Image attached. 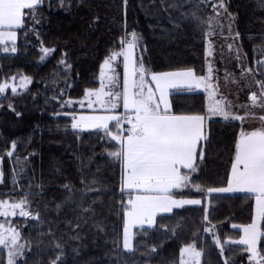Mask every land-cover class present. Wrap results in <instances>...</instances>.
<instances>
[{
	"label": "trees",
	"instance_id": "obj_1",
	"mask_svg": "<svg viewBox=\"0 0 264 264\" xmlns=\"http://www.w3.org/2000/svg\"><path fill=\"white\" fill-rule=\"evenodd\" d=\"M207 1L40 0L26 11L15 50H0V84L31 78L22 91L0 93V200L24 199L37 215L17 221L28 251L16 264H178L182 247L191 243L202 252L201 264H249L245 245H227L222 255L204 231L207 218L220 239L238 238L242 232L233 225L253 220L254 195L205 192L228 182L244 125L240 119L207 118L194 170H185L187 184L172 192L203 204L176 207L151 227H135L133 249L127 251L122 235L128 195L120 189V159L110 155L119 146L110 144L108 131L73 129L70 114L79 110L67 106L68 99L99 86L101 64L122 49L130 33L139 38L146 72L192 69L204 75ZM226 4L248 67L264 81V0ZM38 44L55 51L40 61ZM169 100L175 114H207L204 92L172 91ZM260 229L264 260V216Z\"/></svg>",
	"mask_w": 264,
	"mask_h": 264
},
{
	"label": "snow or ice",
	"instance_id": "obj_2",
	"mask_svg": "<svg viewBox=\"0 0 264 264\" xmlns=\"http://www.w3.org/2000/svg\"><path fill=\"white\" fill-rule=\"evenodd\" d=\"M39 3L40 0H0V28L11 29L22 26L25 11L34 9ZM216 7L217 5H213V11ZM219 7H223V4L221 3ZM8 35L11 36L12 33L9 32ZM133 38H135V34H133ZM135 47V42L127 46L128 49H135ZM53 51L55 50L44 48V56L41 57V60ZM119 55H122L125 61L123 105L126 111L134 112V116L128 117L130 127L127 136L120 138L118 141L122 146L121 151L111 155L123 158L126 188L141 190L146 193H166L172 188L180 187L187 181V176L181 174V166L184 169L194 170L193 159L197 151V141L202 137L203 120L200 115L168 114L167 101L164 99L166 90L169 87H175L174 81L177 80L185 82L189 87L193 85L199 87L206 78H197L191 69L171 73H152L151 78L155 83V90L149 87L145 93L146 69L141 64L139 68L133 66L131 73H129L131 52L122 50L120 53H113L101 65L102 81L104 77L103 68L105 65H109L115 56ZM60 63H64V61L62 60ZM137 74H139V83L135 80L132 81L133 92L130 96L128 77ZM6 87L7 85H0V92H3ZM260 87L264 89V83ZM137 88L139 91H135ZM12 90L14 93L16 92L15 88ZM157 91L160 93L159 101L155 96ZM85 94L87 96L95 95L97 101L102 103L100 101L103 94L102 90L86 89ZM250 99L253 102L256 101L255 93L252 94ZM161 102L165 104L163 111L160 107ZM89 107H92V105L89 104ZM112 107L115 108L116 105L113 104ZM212 110L217 113L223 112L219 102ZM80 119L99 122L94 123L93 127L107 129L108 121H117L119 125V121L124 117L91 116L80 117ZM77 126L76 123L72 125L73 128ZM112 139L117 140L118 137L113 135ZM228 182L229 188L216 191H231L232 185H237L250 192L257 193L258 210L264 214V130L242 134V138L236 142L235 159L232 163V172ZM182 203L199 204L201 202L199 200H189ZM15 207H20V205H15ZM157 208L162 211H171V208L165 205L163 197L138 195L128 201V210L125 215L137 218L148 214L151 217ZM21 214L24 215L25 213L22 212ZM0 228H2V225H0ZM244 231L245 238L240 243L249 244V251L255 256L256 250L252 247L256 239L255 221L252 225L246 227ZM9 240L15 245L16 235L13 233L8 236L0 232V245L6 246ZM125 247H128L127 235L125 237ZM185 251L191 250L182 249V255ZM12 255L13 253L10 251L9 264H13ZM199 255V252L191 251L192 258L199 257ZM260 264H264V260Z\"/></svg>",
	"mask_w": 264,
	"mask_h": 264
},
{
	"label": "rangeland",
	"instance_id": "obj_3",
	"mask_svg": "<svg viewBox=\"0 0 264 264\" xmlns=\"http://www.w3.org/2000/svg\"><path fill=\"white\" fill-rule=\"evenodd\" d=\"M207 3L210 4L209 6L210 13L207 16V23L205 24L206 28L204 30V37L206 42V70L204 75H199V76L195 75L197 78L200 77L206 78L204 83H202L203 84L202 87L206 89L205 91L206 107L208 110L213 111L212 109H214L217 102H219L220 107L222 109L225 108L226 105H229L230 108L235 109V112L238 113V115L240 113V115L236 117L239 118L241 115L244 116L248 115L247 119L249 120V118H251L252 129H257L258 127H260V129L261 128L263 129L264 123L261 122L262 121L261 119L260 120L258 119L264 116L263 115L264 94H262L264 93V89L260 87V81L257 79V76H259L258 71L248 67L246 56L243 52L239 37L236 32L234 18L233 15L228 11L226 0H208ZM221 3L223 4V7H219ZM193 5L194 3L191 2L190 7L196 8V6ZM213 5H217L215 11H213ZM26 11H25V15H26ZM9 32L12 33L11 36L8 35ZM0 33H2V35H0V50L3 49L1 51L13 52L15 50L13 44L17 39L16 27L15 29H2L0 30ZM133 34L134 33L127 34L125 38L122 40V49L120 51L113 52V53H120L122 50H128L131 52V58L129 61V69H128L129 73H131L133 66L139 68L141 64L143 65L141 52L139 51L140 41L136 34H135V38H133ZM133 42H135L136 44L135 49H128L127 46ZM44 48L53 49L46 47L42 44H38L37 49L40 51V57H39L40 61H44L52 53L51 52L49 55L45 56L43 60H41V57L44 56V52H43ZM113 53H111V55ZM124 63L125 61L122 55L115 56L111 60L110 64L105 65V67L103 68L104 77H103V81H101V86L100 87L98 86L97 88H87V89H95V91L102 90L103 94L101 98H104V101H107L106 98H108L109 100L112 99V102H108V103L104 102L105 103L104 106L107 108L112 107L113 104L116 105L115 109L121 108L122 98H120L119 95H121L122 97V92H123L122 81L125 79V77L123 78V73H122V69L125 71ZM263 63H264V58H263ZM100 78L102 80L101 75ZM30 82H31V78L28 76L22 75V76L12 77L10 80L2 82L0 84V85H7L5 90L0 93H2L3 95L8 89L12 90L13 88L16 89V92L22 91L29 86ZM102 83H103V88H102ZM174 83L176 84L179 82L174 81ZM131 84H132V78H130L129 81L130 90H132ZM176 86H181V85L176 84ZM149 87L155 90L154 87L148 81L145 80V89H144L145 93L147 92ZM135 91H139V89L137 88L135 89ZM132 92H129L130 96ZM253 93H255L256 95L255 102H253L250 99ZM157 95L159 94L156 92L155 96L157 101H159ZM92 97L93 99L97 98L95 95H92ZM74 102H78L77 99H68L67 106L70 108L76 107V105H74ZM89 104L90 103H87L86 105L80 104V106L89 107ZM258 114H262V115L260 117H257L256 115ZM131 115H134V112ZM106 116H111V115H106ZM108 130H107L108 138L111 141L110 144L114 147L115 146L114 144L116 142V144H118L119 146L120 143L118 141L120 138H123V135H125L124 133L126 132L122 131L121 126L118 124L116 125V129L110 130L109 127ZM113 135L117 136L118 139L113 140L112 139ZM117 150L110 151V155L112 153H115ZM0 162H1V158H0ZM230 172H229V176H230ZM1 175L2 174L0 171V181H1ZM187 177L189 178V176ZM228 181H229V177H228ZM186 184L187 181L184 182L180 186V188L184 187ZM227 188H229V182H227V184L223 186L207 188L205 192L207 195L235 194V192L232 191V189L231 191L234 193H227L230 191H216L219 189H227ZM239 188L243 190L241 186ZM121 192L124 191L121 189ZM179 200L180 202L176 204L171 209V211L174 208L180 206H186V205L201 206L203 204V200L201 198L188 197V198H181ZM189 200H199L201 203L199 204L182 203L183 201H189ZM209 203H210L209 198L206 197L203 205L205 206L206 216H207V211L210 208ZM15 205H20V207H15ZM171 211H164V212L170 213ZM22 212L25 214L22 215L21 214ZM165 213H160V214H165ZM36 217L37 215L35 211L26 205V200L24 199L18 201L0 200V225H2V228H0V232L8 236H11L13 233L16 235L15 245L11 243V240L8 241L6 246L0 245V247L3 248L5 251V264H9L10 251L13 253L11 257L13 264H16L19 261L23 260L28 251V248H26L24 241L21 239L20 225L17 223V221H19L20 219H25V220L35 219ZM262 217L263 214L258 210V205H257L255 207L254 217H253V221H255L256 224V239L255 242L252 244V247H254L256 250L255 256H253L252 253L249 251V244L240 243V241L245 238L244 229L252 225L253 221L249 225H241V226L233 225L234 227L239 228L242 231L241 236L238 238L228 237L225 238L224 240L220 239L219 231L217 230L216 225L208 222L207 218L204 219V228H205L204 231L212 236V239L216 242V245L218 249L221 251L222 255L224 254L227 245H234V244L245 245L246 250L248 252L247 260L249 261V264H260L262 258L259 255L258 245H259V238L262 234L260 229ZM154 224H155V220L151 221L148 224L146 223L144 225H141L140 227H151ZM135 227L132 226L126 227L124 225L123 235H122V247L124 250L131 251L133 249ZM126 235H127L128 247H125ZM182 249H190L191 251L199 252L200 255L199 257L192 258L191 251H185L183 255L180 252V258L178 264H201L202 252L200 249H198L195 243L188 244L182 247Z\"/></svg>",
	"mask_w": 264,
	"mask_h": 264
},
{
	"label": "crops",
	"instance_id": "obj_4",
	"mask_svg": "<svg viewBox=\"0 0 264 264\" xmlns=\"http://www.w3.org/2000/svg\"><path fill=\"white\" fill-rule=\"evenodd\" d=\"M19 28V27H18ZM2 29H9V28H0V30ZM11 29H15V28H11ZM17 29V27H16ZM105 62V61H104ZM103 64V63H102ZM101 64V65H102ZM186 70H189V69H177V70H170V71H164V72H152V73H171V72H178V71H186ZM192 70V69H191ZM193 71V70H192ZM122 73H123V78L125 77V71L122 69ZM152 73H148L146 72L145 73V80L148 81L155 89V83L152 81ZM100 75H101V67H100V72H99V77H98V80H99V87L101 86V78H100ZM196 75V74H195ZM198 76V75H197ZM130 78H132V81L135 80L136 82H139V74H137L136 76H132V75H129L128 79L130 81ZM258 79V77H257ZM260 81V80H259ZM177 82L179 83H176V84H180L181 86H175V87H169L167 90H166V93H165V96H164V99L167 101V108H168V114L170 115H187V114H175L172 112L171 110V104H170V100H169V94L172 92V91H190V92H204L206 91L205 88H203V84H201L199 87H196L195 85H193L192 87H189L185 82L183 81H179L177 80ZM264 83V81H260V85ZM122 85H123V92H122V97L121 95H119L120 98H122L121 100V108H113V107H105L104 104L105 103H108V102H112V99H107V101H104V98H101L100 97V101L101 102H98L97 101V98L96 99H93L92 96H87L86 94L80 98V99H77L78 102H74V105H76L77 109L79 111H77L76 113L74 114H70L72 116V125L73 123H76L78 126L76 128H73L75 130H79V131H86V130H102V131H107L109 129L110 126L112 125H117V121H108V128L107 129H104L103 127H93V124L94 123H99V122H95V121H90V120H81L80 117H91V116H106V115H111V116H119V117H124V119H122L121 121H119V125L121 126L122 128V131H124L123 129V126L124 124H129L128 123V117L129 116H134V115H131L133 112H128L125 110L124 108V105H123V94H124V80L122 81ZM99 89V88H98ZM132 89V87H131ZM87 90H95V89H87ZM132 90H130V87H129V92H132ZM157 93L159 95H157V98L159 99L160 98V93L157 91ZM206 95V93H205ZM114 98V97H113ZM105 102V103H104ZM87 103H90L92 104L93 106L92 107H87V106H80V104L82 105H86ZM79 104V106H78ZM98 106V107H97ZM160 107H161V110L163 111V109L165 108V104L163 102L160 103ZM207 109V107H206ZM223 113H217V112H214V111H210L207 109V114H200L201 117H203V120H202V127H201V132H202V137L197 141V144H196V149L198 150V147L200 145V142L204 139L205 137V121L207 120L208 117H222V118H235V119H240L242 122H243V127L241 129V132H240V135H239V139L242 138V134H247V133H251L253 131H259V130H264V126H263V129L260 127H258L257 129H252V120L251 118H249V120L247 119V116H244V115H241L239 118L236 117V116H239L238 113L235 112V109H232L230 108L229 105H226L225 108H223ZM189 115H195V114H189ZM262 114H258L256 115L257 117H260ZM264 115V114H263ZM264 116L260 117L258 120H262L261 122L264 123V119H262ZM116 129V128H115ZM109 131V130H108ZM126 133H124L125 135H123V138H125L128 134V131H124ZM119 149L115 152H120L121 151V144H119ZM196 158H197V151L194 155V159H193V163L195 164L196 162ZM120 159V163H121V169H122V176H121V184H120V187L121 189L126 192L128 194V198L126 200V205H127V208H126V211L128 210V201L130 199H134L136 196L138 195H154V196H160V197H163L164 198V203L166 206L170 207L171 209L180 202L179 199L181 198H178V197H175L173 195V190L175 189H179L180 187L178 188H172L170 189L168 192L166 193H163V192H160V193H157V192H151V193H146V192H143L141 190H133V189H128L125 187V168H124V161H123V158L122 157H119ZM185 170H189V169H184L182 166L180 167V171H181V174L182 175H186L185 173H183ZM231 172H232V167H231ZM231 172H230V175H231ZM240 186H237V185H232V191H234L235 193H243V194H251V195H254L255 196V203H254V210H255V207L257 206V193H254V192H250L248 191L247 189H240L239 188ZM234 188V189H233ZM227 192V193H234V192ZM125 211V212H126ZM160 213H165L164 211L160 210V208H157L155 209L154 211V214L151 215V217H149L148 214H145L141 217H137V218H132V217H128L125 215V226L128 227V226H132V227H135V226H141V225H144V224H148L150 223L151 221H154L156 216ZM264 216V214H263ZM254 217V215H253ZM253 221V220H252ZM251 224V223H250ZM242 232V231H241Z\"/></svg>",
	"mask_w": 264,
	"mask_h": 264
},
{
	"label": "built area",
	"instance_id": "obj_5",
	"mask_svg": "<svg viewBox=\"0 0 264 264\" xmlns=\"http://www.w3.org/2000/svg\"><path fill=\"white\" fill-rule=\"evenodd\" d=\"M129 127H130L129 124H125V125H124V130H128Z\"/></svg>",
	"mask_w": 264,
	"mask_h": 264
}]
</instances>
